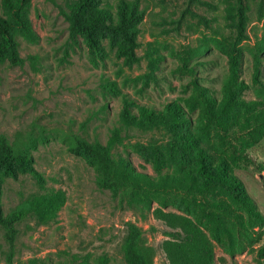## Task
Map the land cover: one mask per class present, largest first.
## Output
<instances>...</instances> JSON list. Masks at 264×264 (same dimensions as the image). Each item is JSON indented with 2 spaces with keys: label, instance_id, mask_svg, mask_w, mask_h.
Returning <instances> with one entry per match:
<instances>
[{
  "label": "rangeland",
  "instance_id": "374dc122",
  "mask_svg": "<svg viewBox=\"0 0 264 264\" xmlns=\"http://www.w3.org/2000/svg\"><path fill=\"white\" fill-rule=\"evenodd\" d=\"M67 1L31 0L29 16L38 39L21 41L22 63L1 66L0 133L12 141L46 138L32 150L45 188L30 174L6 177L1 212L7 216L36 196L60 195L63 203L47 224L27 218L17 226L11 260L0 214V264H126L122 246L129 222L141 227L145 243L155 249V264H171L164 250L168 226L155 213H184L154 200L128 203L100 188L94 169L69 151V139L88 135L105 144L125 107L163 110L170 101L191 96L196 81L220 95L230 73L225 47L242 52L240 75L247 84L242 97L257 102L254 111L264 109V0H104L114 10L122 1L136 2L143 13L133 65L108 39L100 55L83 37H73L61 12ZM112 83L116 90L108 87ZM124 135L115 152L137 170L153 177L177 173L181 152L167 126L130 127ZM245 151L256 164L240 163L235 173L264 213V139ZM213 264L260 262L255 254L230 256L214 244Z\"/></svg>",
  "mask_w": 264,
  "mask_h": 264
},
{
  "label": "trees",
  "instance_id": "16d2710c",
  "mask_svg": "<svg viewBox=\"0 0 264 264\" xmlns=\"http://www.w3.org/2000/svg\"><path fill=\"white\" fill-rule=\"evenodd\" d=\"M2 6L5 13L0 15V85L1 66L7 61L23 62L21 41L33 43L38 39L29 16L31 0H2ZM61 12L72 36L83 37L92 52L101 55L103 40L108 39L126 64L138 61L137 24L143 13L136 2L122 1L114 10L104 0H68ZM223 50L229 57L230 73L220 95L196 81L191 96L170 101L163 110L140 106L135 112L125 107L120 125L112 129L105 144L88 135L73 134L69 139V151L94 169L100 188L109 189L128 203L150 204L154 200L163 208L173 206L184 213H155L168 226L166 235L170 239L165 241L164 250L171 264H213L214 244L230 256L242 252L255 254L264 264V244L260 245L264 238V213L235 173L240 163L256 164L245 150L264 139V109L254 111L257 102L247 101L241 95L247 87L240 75L241 50L237 46ZM255 58L260 60L258 55ZM183 70L194 72L186 66ZM108 87L116 90L113 83ZM158 124L174 132L181 157L177 173L153 177L137 170L131 160L115 149L123 143L130 127ZM39 141L46 138L36 140L30 136L22 140L17 136L12 141L0 133V212L6 177L17 180L30 174L45 188L32 153ZM62 203L60 195L36 196L7 216L0 213L11 248L10 260L19 233L17 226L27 218L47 224ZM122 249L126 264H155L156 251L145 243L141 227L134 222L127 223Z\"/></svg>",
  "mask_w": 264,
  "mask_h": 264
}]
</instances>
